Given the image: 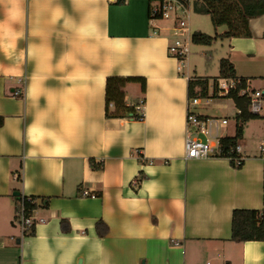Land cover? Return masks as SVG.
I'll list each match as a JSON object with an SVG mask.
<instances>
[{
	"label": "crops",
	"instance_id": "1",
	"mask_svg": "<svg viewBox=\"0 0 264 264\" xmlns=\"http://www.w3.org/2000/svg\"><path fill=\"white\" fill-rule=\"evenodd\" d=\"M160 1L0 0V264H264V241L230 239L234 209L264 207V119L246 124L241 166L185 157L190 65L169 54L172 20L150 23ZM249 25L222 45L263 90L264 14ZM110 75L146 78L142 95L126 86L128 103L145 98L143 120L106 116ZM198 114L219 121L218 140L235 134L228 117ZM16 191L39 197L34 235Z\"/></svg>",
	"mask_w": 264,
	"mask_h": 264
},
{
	"label": "trees",
	"instance_id": "2",
	"mask_svg": "<svg viewBox=\"0 0 264 264\" xmlns=\"http://www.w3.org/2000/svg\"><path fill=\"white\" fill-rule=\"evenodd\" d=\"M123 2L124 0H118ZM192 8L198 13L208 14L213 25L217 28L225 26L223 32L210 35L201 31L192 34V43L197 45L211 46L216 39L232 37H250L251 30L249 21L251 18L264 14V0H195ZM221 78L236 79V87L232 88L225 97L234 101L237 108L235 116L236 132L233 136L219 138L220 152L222 157L232 158L238 156L237 145L244 138L246 124L253 119H264V113L258 114L250 110V98L242 95L241 90L247 86V78L238 77L233 62L223 57L219 61V75L214 78V86ZM129 83H139L142 92L146 89V78L143 76H118L110 75L106 78V116L114 118H128L132 120H143L144 111H137L135 103H128L126 98V86ZM209 79L200 76H191L188 81V98L193 97H215L209 95ZM197 88L199 90H197ZM20 96H23L21 93ZM145 105V98H142ZM204 119L207 116L200 115ZM4 124V117L0 115V127ZM264 158V151L262 152ZM142 162L147 160L142 159ZM93 168H102V163L97 164L94 159L90 160ZM20 179V176H18ZM264 189V185H263ZM23 201L24 215L26 218L34 217L35 211L41 206L38 196L20 195L17 198L16 218L19 220L20 204ZM108 230L103 221L97 222V230L101 236ZM35 225L31 226L26 236L34 235ZM231 240L236 242L264 241V207L262 209L236 208L232 214Z\"/></svg>",
	"mask_w": 264,
	"mask_h": 264
},
{
	"label": "built area",
	"instance_id": "3",
	"mask_svg": "<svg viewBox=\"0 0 264 264\" xmlns=\"http://www.w3.org/2000/svg\"><path fill=\"white\" fill-rule=\"evenodd\" d=\"M157 19H169L173 24L171 27L172 40L169 44V54L176 58L179 62V70L187 67L189 64V55L191 54L192 32L190 28V5L189 0H161L158 5L150 8V23L153 24ZM236 79L221 78L217 81V87L221 93H228L232 88L236 87ZM22 90L15 91L16 95H20ZM242 95L250 98V110L254 113H264V89H252L247 81V86L241 90ZM200 97L190 98L187 110V135L185 140V157L187 159H203L218 155L220 152L218 136L212 133L214 125L219 122L216 118H200L199 114L192 110V106L200 104ZM139 112L144 111V102L140 100L136 105ZM228 120L223 119L222 124H227ZM264 151V144L261 147ZM236 151L238 156L232 158L236 166H241L245 160V156L241 154V147L237 145ZM231 159V158H230ZM18 178V175H14ZM139 179H135L132 183L134 188H138ZM82 195L96 197L95 193L89 190H82ZM19 223L22 234L26 236L30 227L36 224L34 217L26 218L24 215L23 201L20 204Z\"/></svg>",
	"mask_w": 264,
	"mask_h": 264
},
{
	"label": "rangeland",
	"instance_id": "4",
	"mask_svg": "<svg viewBox=\"0 0 264 264\" xmlns=\"http://www.w3.org/2000/svg\"><path fill=\"white\" fill-rule=\"evenodd\" d=\"M191 19L190 26L191 31H201L210 35H215L216 32H223L225 26L215 27L212 23L211 17L208 14L198 13L190 9ZM226 40L216 39L212 46L197 45L191 43V54L189 55V68H185L190 76H200L209 79V93L210 95L214 92V78L219 75V61L221 58L226 57L225 47L222 45ZM206 53L207 55H205ZM133 88V91L129 92L130 96L142 95V89L137 83ZM256 86H264L263 82H256ZM212 96V95H211ZM192 110L195 113H201L212 116V117H228L230 120L229 129H234L236 126L235 116L237 113V108L230 98L218 96V97H201V103L192 106ZM225 132L222 131L221 135ZM252 149L255 151H260L258 144H252Z\"/></svg>",
	"mask_w": 264,
	"mask_h": 264
},
{
	"label": "water",
	"instance_id": "5",
	"mask_svg": "<svg viewBox=\"0 0 264 264\" xmlns=\"http://www.w3.org/2000/svg\"><path fill=\"white\" fill-rule=\"evenodd\" d=\"M14 195H16V196H20V192L19 191H16V192H14Z\"/></svg>",
	"mask_w": 264,
	"mask_h": 264
}]
</instances>
